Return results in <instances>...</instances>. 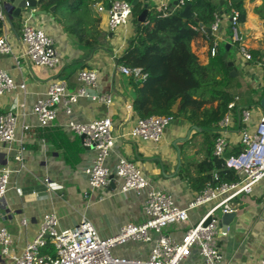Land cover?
Masks as SVG:
<instances>
[{
    "label": "crops",
    "instance_id": "obj_1",
    "mask_svg": "<svg viewBox=\"0 0 264 264\" xmlns=\"http://www.w3.org/2000/svg\"><path fill=\"white\" fill-rule=\"evenodd\" d=\"M157 1L151 0L153 4ZM168 1L173 3L174 0ZM220 1L219 11H224L227 5L224 0L223 3ZM261 4L262 0L245 1L247 17L242 25H238L241 35L239 42L230 38V19L223 17V12H219L217 39L218 44L225 45L224 59L217 60L219 51L214 56L210 55L211 45L201 37L191 43V49L201 64L217 61L219 78L225 77L221 61L230 68L229 75L233 78L232 100L237 107H248L252 110L251 124L257 122L259 113L264 112L259 102L257 103L264 93V19L254 11ZM94 9L92 6L91 10ZM47 14V11L46 14L35 12L31 20L54 38L56 48L61 54L59 66L49 69L30 63L22 55L20 35L7 18L4 33L12 45V53L0 54V69L5 70L15 82L25 84L24 90L15 89L0 96V114L12 111L18 116L16 140L9 146L0 145V166H7L12 170L8 189L0 203V227H5L12 235L16 255L21 254L26 243L36 234L46 212H54L58 216L60 228H72L81 219H87L101 237L114 235L125 223L140 224L146 218L143 210L144 192L121 193V180L116 176H113L112 184L109 182L103 189L90 188L83 169L90 166L95 149L84 147L80 135L63 125L68 117L62 106H57L56 120L47 127L39 126L35 116L29 113L31 106L44 97L51 79L66 81L68 89L73 91L80 86L78 72L83 68H95L99 73L98 83L96 87L87 90L92 94L110 93L112 103L105 105L81 98L73 106L70 117L86 122L107 116L112 119L116 134L127 131L138 117L132 103L135 97L134 84L141 80L120 73L113 56H118L126 47L134 31L132 23L129 21L115 32H109L107 38L111 39L114 48L108 50L97 47L99 50L95 55L96 48L91 52L78 45ZM241 48L250 53L251 59H245L241 55ZM232 119L227 134V151L231 154L240 147L238 136L242 127L234 112ZM23 124L30 126L28 131H23ZM190 126L192 125L174 120L166 128L164 138L157 147L128 139H117L115 144L118 155L140 166L154 187L169 192L175 204L180 207H185L199 193L192 179L198 174L196 164L205 157L204 155L198 160L199 151L193 142L190 143V135L193 131H200L199 127L198 130L192 129L186 140H181L187 135ZM197 135L199 134H193L195 140L204 142ZM174 141L175 146L172 144ZM17 154L21 155L20 162L14 159ZM114 160L115 156H112L108 161L112 170ZM263 195L264 178L250 192H243L230 201L235 217L228 225L225 235H218L223 264H256L259 259L264 258ZM208 207L209 204L190 210L186 222L169 225L163 232L176 239L180 238L205 214ZM218 227L220 232L223 231L220 225ZM152 237L156 238L157 234L152 233ZM150 246L148 243L129 240L114 247L113 254L128 258H146ZM195 260L196 256L193 255L184 264H193ZM7 262L8 258L2 255L0 249V264Z\"/></svg>",
    "mask_w": 264,
    "mask_h": 264
},
{
    "label": "built area",
    "instance_id": "obj_2",
    "mask_svg": "<svg viewBox=\"0 0 264 264\" xmlns=\"http://www.w3.org/2000/svg\"><path fill=\"white\" fill-rule=\"evenodd\" d=\"M3 1L0 0V19L6 20ZM190 0H178L172 4L167 0H158L155 10L166 16L179 6L189 3ZM92 6L97 12H105L107 24L111 33L127 24L131 19V3L127 0H115L108 6L93 0ZM232 27V40H241L238 31V11L229 9ZM34 9L22 12L20 43L23 47L22 55L30 63L53 69L61 62V54L55 46L54 38L44 29L32 23ZM219 18L209 27L214 37L210 47V55H216L217 32ZM245 59H251L250 53L240 49ZM12 53V45L4 33L0 35V54ZM117 56L114 55L113 59ZM117 69L123 75L135 80H142L145 74L140 67L118 65ZM77 80L80 86L70 91L67 83L60 79H51L43 98L38 99L30 109L39 126H51L57 117V106L63 108L68 117L63 125L70 131L83 136L82 145H93L95 154L90 166L83 169L91 189H103L113 173L121 180L119 191L144 192L143 210L145 220L140 224L128 222L122 225L112 236L101 237L91 221L81 219L72 228H60L58 216L54 212L43 214L38 230L28 241L21 252L16 255L13 248L12 235L5 227H0V249L2 255L8 258L5 264H184L195 255L193 264H223V255L218 245V235L224 236L221 231L219 215L234 211L229 204L236 196L251 189L264 178V112L259 113L256 123L251 124L252 110L248 107H237L234 100L228 103V111L219 122L217 136L213 144V155L220 159L223 165L231 168L237 174L234 182H219L218 174L212 171L210 182L189 200L185 207L175 204L173 196L162 189L154 187L140 166L115 152L117 139L140 141L152 147H157L163 140L166 128L174 121L171 115H151L137 117L130 128L118 134L114 131V123L110 117L93 118L83 122L70 117L73 106L81 98L90 99L99 104L112 103V95L106 92L90 93L87 89L96 87L99 73L95 68H83L78 72ZM15 89H25L24 83H17L5 71L0 69V96ZM233 112L238 115L242 127L239 130L238 155L226 156L228 142V128L232 125ZM18 116L12 112L0 114V145L9 146L16 140L15 130ZM30 126L23 124V131ZM115 156L113 170L108 165L109 159ZM17 162L21 155H15ZM12 170L7 166H0V203L8 189ZM264 196V195H263ZM209 204L205 214L180 238L176 239L164 233L169 225L182 224L188 220L190 210ZM210 218L209 222L205 221ZM152 233L157 234L156 238ZM129 240L150 244L146 258H128L113 254L114 247ZM53 252V254H52ZM256 264H264V258Z\"/></svg>",
    "mask_w": 264,
    "mask_h": 264
},
{
    "label": "trees",
    "instance_id": "obj_3",
    "mask_svg": "<svg viewBox=\"0 0 264 264\" xmlns=\"http://www.w3.org/2000/svg\"><path fill=\"white\" fill-rule=\"evenodd\" d=\"M97 1L108 6L115 0ZM127 1L131 3L133 0ZM245 1L224 0L229 9L238 11V25L246 21ZM145 3L148 8L147 16L145 22L138 24L137 17L144 9ZM189 3L197 21L179 15L183 6L166 16H161L151 0H139L132 5L130 21L134 31L126 47L115 58V62L118 65L140 67L145 74L144 79L134 84L135 97L132 108L138 117L171 115L174 120L200 128V131L192 133H201L205 142V157L196 164L198 174L192 179L195 189L200 192L210 182L212 171L218 174L219 182H234L238 178L233 169L225 167L222 161L213 155L219 122L227 113L228 103L232 100L233 78L230 77V68L224 61L220 62L225 71V77L222 79L219 78L217 61L211 60L201 64L191 49V43L200 37L207 40L209 45L213 44L214 37L207 33L206 28L220 16L217 10L219 0H190ZM92 4L93 0L37 1L38 9L50 13L64 33L89 50L94 48L102 37L108 36V33H101L98 29L100 17H91ZM52 6L53 10L50 11ZM57 11H61L62 15L56 16ZM254 11L264 19V0ZM20 20V15L11 19V25L19 35ZM5 27L6 20L0 19V35L4 34ZM221 46L225 49V45ZM219 49L220 43H217L216 53ZM239 152L240 147H237L232 154L238 155Z\"/></svg>",
    "mask_w": 264,
    "mask_h": 264
},
{
    "label": "water",
    "instance_id": "obj_4",
    "mask_svg": "<svg viewBox=\"0 0 264 264\" xmlns=\"http://www.w3.org/2000/svg\"><path fill=\"white\" fill-rule=\"evenodd\" d=\"M37 1L38 0H4L3 1V7H4V12L6 14V18L8 20V22L11 24V19L13 17H18L22 12H24L27 9H34L35 12L37 14H46V10H40V9H36L37 7ZM139 0H133L131 2V5H135ZM143 1H147V0H143ZM178 0H174L172 4H177ZM220 3H223V0L220 1ZM53 10V6L50 8V11ZM217 10H219V8L217 7ZM147 12H148V8H147V3L144 4V9L141 11V13L138 15L137 17V21L138 24L145 22L146 16H147ZM220 13L223 12V17H227L230 19V11H229V6L227 5L226 9L224 11H219ZM179 15L184 17V18H188V19H195L196 21L198 20L195 17V14L192 12L191 10V4L190 3H186L183 7V9L179 12ZM200 26H202L201 23H199ZM207 33L210 34V29L206 28ZM230 65L232 63H229ZM116 67V65H115ZM232 74V73H231ZM259 106L262 108V110L264 111V93L262 95V97L259 100ZM192 129L198 130L199 128L197 126H190L188 131H187V135L182 138L181 140H186L191 132ZM81 139L83 138V136H80ZM179 140V139H178ZM173 146H175L176 141H174ZM90 148L93 147V145L89 146ZM226 156H230V152H226L225 154ZM110 178V184H112V179H113V175L111 174L109 176ZM235 217V212H226V213H222L219 217V225L221 226V229L223 231L227 230L228 225L232 222V220ZM210 218H208L205 223L209 222Z\"/></svg>",
    "mask_w": 264,
    "mask_h": 264
},
{
    "label": "rangeland",
    "instance_id": "obj_5",
    "mask_svg": "<svg viewBox=\"0 0 264 264\" xmlns=\"http://www.w3.org/2000/svg\"><path fill=\"white\" fill-rule=\"evenodd\" d=\"M168 1V0H167ZM169 2V1H168ZM48 13V12H47ZM48 14H50V13H48ZM47 14V15H48ZM56 16H61L62 15V12L61 11H57L56 12V14H55ZM90 15H91V17H100L101 18V23L99 24V26H98V29L101 31V33H109L110 32V30H109V28H108V24H107V20H108V18H107V15H106V13L105 12H97L95 9L94 10H91V12H90ZM51 16V15H50ZM55 16V17H56ZM41 17H39V19H40ZM53 18V17H52ZM58 18H60V17H58ZM46 19V18H45ZM54 21H55V19H54ZM69 37H71V36H69ZM71 39H73L72 37H71ZM74 41V40H73ZM118 45V44H117ZM116 44H115V46H117ZM56 46V45H55ZM97 47H103V48H106V49H113L114 48V45H112L111 44V39L110 38H101L100 39V41H98V43L96 44V46L94 47V49H95V51L94 52H96L95 53V55H97L98 53V50H99V48L97 49ZM93 48L90 50L91 52L94 50ZM225 52H224V49H223V46H221V43H220V49H219V54L217 55L218 56V58H217V60H219V58H225ZM59 66V65H58ZM57 67V66H56ZM229 74H230V72H229ZM193 134H191L190 135V143L191 142H193L194 144H195V146L197 147L196 149H198V151H199V153H198V157H197V159L199 160V159H201L206 153H205V147H204V142L203 141H201V142H199V141H196L195 140V137L194 136H192ZM197 136H200L199 138H201L202 140H204V136L202 135V134H199V135H197ZM194 137V138H193ZM181 150V149H180ZM179 150V151H180ZM182 153V152H181ZM52 254H53V252H52Z\"/></svg>",
    "mask_w": 264,
    "mask_h": 264
}]
</instances>
